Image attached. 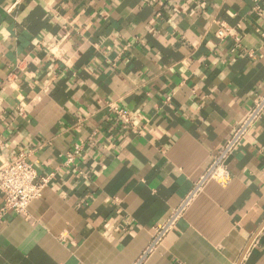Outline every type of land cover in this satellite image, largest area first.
<instances>
[{"label": "crops", "instance_id": "crops-1", "mask_svg": "<svg viewBox=\"0 0 264 264\" xmlns=\"http://www.w3.org/2000/svg\"><path fill=\"white\" fill-rule=\"evenodd\" d=\"M256 4L0 0V164L25 154L50 178L1 219L0 264L140 261L264 92ZM229 169L141 264H264V119Z\"/></svg>", "mask_w": 264, "mask_h": 264}, {"label": "built area", "instance_id": "built-area-1", "mask_svg": "<svg viewBox=\"0 0 264 264\" xmlns=\"http://www.w3.org/2000/svg\"><path fill=\"white\" fill-rule=\"evenodd\" d=\"M254 12L262 15L259 0H256ZM1 8V5H0ZM8 9L7 11H10ZM217 37L224 41L233 38L237 45L241 38L236 30L225 23H220ZM264 39V33L261 35ZM110 113L126 124L132 123V115L128 113L119 102L108 103ZM264 119V92L259 95L254 104L249 108L242 120L235 127L232 135L215 156L209 168L204 172L200 180L195 184L190 195L173 212L170 220L159 226L152 245L141 257V262L151 253V251L162 241L165 235L173 228L175 223L182 217L184 211L191 201L210 182L215 181L221 185H228L232 180L229 163L245 141L255 125ZM83 151L82 145H77L75 150L68 154L67 165L73 164L77 155ZM50 178H41L35 166L27 160L25 154L19 155L13 161H5L0 164V193L3 198V205L0 209V221L10 213L28 216L29 207L33 201L41 197L43 189L49 183Z\"/></svg>", "mask_w": 264, "mask_h": 264}]
</instances>
